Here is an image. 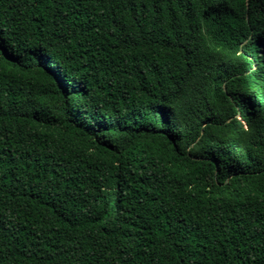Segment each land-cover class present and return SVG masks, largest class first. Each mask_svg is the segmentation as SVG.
<instances>
[{
  "label": "trees",
  "instance_id": "obj_1",
  "mask_svg": "<svg viewBox=\"0 0 264 264\" xmlns=\"http://www.w3.org/2000/svg\"><path fill=\"white\" fill-rule=\"evenodd\" d=\"M0 264H264V0H0Z\"/></svg>",
  "mask_w": 264,
  "mask_h": 264
}]
</instances>
